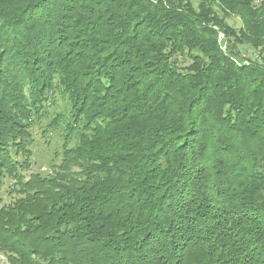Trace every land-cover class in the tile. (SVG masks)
I'll use <instances>...</instances> for the list:
<instances>
[{"label":"trees","instance_id":"16d2710c","mask_svg":"<svg viewBox=\"0 0 264 264\" xmlns=\"http://www.w3.org/2000/svg\"><path fill=\"white\" fill-rule=\"evenodd\" d=\"M47 119L57 162L26 178ZM11 178L10 264H264V0H0Z\"/></svg>","mask_w":264,"mask_h":264},{"label":"rangeland","instance_id":"374dc122","mask_svg":"<svg viewBox=\"0 0 264 264\" xmlns=\"http://www.w3.org/2000/svg\"><path fill=\"white\" fill-rule=\"evenodd\" d=\"M230 25L233 27H239L240 21L237 17H231L227 20ZM224 34L219 31L218 32V40L223 39ZM224 48V47H223ZM241 55H245L247 57L254 58L256 56V52L252 49L248 48L242 50ZM67 95H58L57 101L54 107H51V111L49 115L53 117L56 115V112L67 114L69 111L67 108L70 105L69 101L66 99ZM47 109V107H46ZM49 120H43L40 125H34L33 130V143L30 145V149L32 151L29 156L28 165L23 169L19 170V175L24 177H28L31 173L41 172L48 173L51 170V166L57 162V155L60 151V145L63 138L64 126L59 125L57 127L48 128L46 124ZM42 126V127H41ZM18 159H23L21 156ZM24 178V179H26ZM15 182L14 179H5L4 184L0 188V209L2 206L7 205L9 202L13 200L14 197L18 196L17 194H9V189L12 190L11 186ZM9 186V187H8ZM0 264H10L6 255L0 251Z\"/></svg>","mask_w":264,"mask_h":264}]
</instances>
